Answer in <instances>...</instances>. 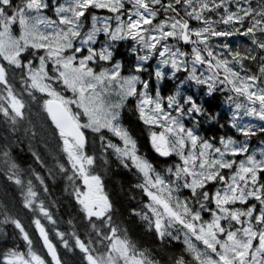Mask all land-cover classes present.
Returning a JSON list of instances; mask_svg holds the SVG:
<instances>
[{
  "label": "snow or ice",
  "instance_id": "1",
  "mask_svg": "<svg viewBox=\"0 0 264 264\" xmlns=\"http://www.w3.org/2000/svg\"><path fill=\"white\" fill-rule=\"evenodd\" d=\"M125 41L135 54L132 66L116 58ZM169 78L179 83L167 89ZM193 85L208 97L231 93L229 124L245 139L225 135L217 146L200 134L204 123H218L219 113L198 102ZM130 101L155 152L175 154L179 164L158 171L140 153L123 121ZM36 104L59 145L55 174L67 179L65 191L91 232L81 238L60 231L44 199L46 177L22 167L5 147L0 170L19 188L46 252L34 248L25 224L5 206L0 224L14 226L25 250L7 249L0 264H62L45 224L65 249L80 251L82 264H158L113 218L95 172L97 140L141 181L134 187L148 203L130 214L160 240L182 243L172 264H264V151L259 158L249 151V138L264 127L242 123L264 122V0H0V119L13 130L31 124ZM33 157L47 167L39 154ZM0 235L7 233L0 228Z\"/></svg>",
  "mask_w": 264,
  "mask_h": 264
},
{
  "label": "trees",
  "instance_id": "2",
  "mask_svg": "<svg viewBox=\"0 0 264 264\" xmlns=\"http://www.w3.org/2000/svg\"><path fill=\"white\" fill-rule=\"evenodd\" d=\"M50 3H55V1L50 0ZM104 13L106 12L102 10L96 12L97 15ZM242 43L247 44L248 42L247 40H242ZM181 46L185 48V50H188L187 46ZM130 47L131 42L127 41L121 42V44L118 45L116 58L121 60L125 66H132L135 61V54L130 51ZM149 63L152 69H154L155 60ZM200 71H204V69L201 68ZM183 78V76H180L181 80ZM177 83H179V81L170 78L163 82L167 89L173 88ZM192 91L197 92L202 97V100L198 102H202L206 109L213 113H219L218 123L206 122L202 125L203 130L200 133L202 136L208 139L215 138L214 142L217 146L219 145V138L221 136L229 135L236 139H245L235 129L231 128L229 124L232 104L228 103L227 97L231 95V93L227 91L217 92L214 96L208 97L204 96L195 85L192 86ZM161 92L162 94H167L165 87L161 88ZM123 121L134 138L137 139L140 153L147 156L154 164H157L158 171L181 162L180 158L175 154L170 157H161L155 152L151 145L149 129L139 119L134 101H130L126 106L123 113ZM220 125H224V127L221 128ZM87 135H89L91 139V134L87 133ZM261 144L264 145V134H260L257 131L255 136L249 138V147L252 149ZM5 147L11 150L12 155L22 167L27 168L31 166L46 177L49 191L44 199L46 204L49 205L53 211L54 218L57 219L56 227L62 232L76 231L81 235V238L89 234L91 232V227L88 221L83 218L75 200L65 191L68 184L67 179L62 175L55 174L56 159L60 158L62 160V157L58 142L47 130V125L44 122V117L38 104L32 107L31 124L25 121L23 124L17 125L16 129L13 130L3 119H0V150ZM34 152L41 156L47 167L41 168L35 162L33 157ZM95 153L97 156L95 169L98 173H105L103 181L110 193L109 199L113 202L114 220L118 222L121 228L127 231L129 238L135 241L138 247L149 250L151 256L158 264H172V258L182 250V243L169 241L167 238L163 241L160 240L153 231L148 230L140 217L130 214L131 208L135 207L139 209L143 204L148 203L146 194L144 199L142 192L134 187L133 180L138 179L134 174V170L129 171L124 168L116 156L111 153V150L107 153L103 152L98 140L95 145ZM105 159L107 163H104ZM49 169H52L54 175H48ZM186 195H188L186 191L181 194L182 198ZM14 203H16L17 206H21L23 215H28V218L23 219L22 216L16 214V211L14 212ZM5 206L15 218L20 219L21 223L25 224L26 230L29 231L33 239L34 248L41 254L45 253L46 249L43 248L42 242L39 244L38 237L35 234L36 230L31 228V221L34 216L28 209L24 208L19 188L12 183V181L7 179V175L3 170H0V208ZM2 220L3 215L0 214V221ZM68 221L72 222L71 225H69ZM41 222L44 221L42 220ZM45 227L49 229V235L57 241V251L61 256L62 264H82V254L80 251L74 248L65 249L54 235L55 229L48 224H45ZM179 227V225L174 226V234L175 229ZM0 228L7 233L6 236L0 235V253L17 246L20 250H25V245L19 238L17 230L14 229L13 225L0 224ZM180 235L183 236V233L181 232ZM200 246L202 247V245ZM46 259H50V257H46Z\"/></svg>",
  "mask_w": 264,
  "mask_h": 264
},
{
  "label": "rangeland",
  "instance_id": "3",
  "mask_svg": "<svg viewBox=\"0 0 264 264\" xmlns=\"http://www.w3.org/2000/svg\"><path fill=\"white\" fill-rule=\"evenodd\" d=\"M51 17H52V16H51ZM52 18L55 19V16L52 17ZM200 69H201V68H200ZM200 69H198V71H199ZM234 111H235V106L233 107V112H234ZM242 123H244V124L251 123V124H253L254 126H256L257 128H259V127H264V122H260V121L256 120L255 118H251V117H245V118L243 119ZM249 151H250V152H255V153H257V158H259V153H260L261 151H264V145H263V144H261V145H257L256 147H254V148H252V149H250V147H249ZM240 158H242V157H239L238 159H240ZM11 193H12V192H11ZM13 193H14V192H13ZM14 205H15V206H13V210H14V212H15V211L17 212L16 214L22 216L23 219L28 218V215H26V216L23 215L22 210H21V206H17L16 203H14ZM42 223H44V222H42ZM31 228L35 230L34 225H32ZM35 234H36V236L38 237L39 244H40V242H42V241L39 239L38 233L36 232ZM49 238L52 240V242H53L54 244L57 243V241H56L55 238H52L50 235H49ZM70 264H72V263H70Z\"/></svg>",
  "mask_w": 264,
  "mask_h": 264
},
{
  "label": "flooded vegetation",
  "instance_id": "4",
  "mask_svg": "<svg viewBox=\"0 0 264 264\" xmlns=\"http://www.w3.org/2000/svg\"><path fill=\"white\" fill-rule=\"evenodd\" d=\"M101 175H103L104 177H105V173L103 174V173H100ZM103 181V180H102ZM141 181L140 180H138V179H136V180H133V184L134 185H136L137 183H140ZM82 183V182H81ZM103 184H104V181H103ZM137 190H140L141 192H142V190L141 189H139V188H137ZM104 191H105V193L108 195V197L110 198V193H109V191H108V189H107V186L106 185H104ZM142 194H143V196H144V199H145V193H143L142 192Z\"/></svg>",
  "mask_w": 264,
  "mask_h": 264
},
{
  "label": "bare ground",
  "instance_id": "5",
  "mask_svg": "<svg viewBox=\"0 0 264 264\" xmlns=\"http://www.w3.org/2000/svg\"><path fill=\"white\" fill-rule=\"evenodd\" d=\"M256 147V146H255Z\"/></svg>",
  "mask_w": 264,
  "mask_h": 264
}]
</instances>
